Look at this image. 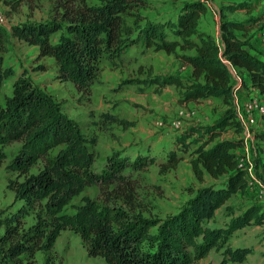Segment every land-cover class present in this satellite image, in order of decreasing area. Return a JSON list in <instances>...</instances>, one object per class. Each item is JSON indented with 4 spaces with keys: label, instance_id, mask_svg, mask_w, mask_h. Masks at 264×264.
Wrapping results in <instances>:
<instances>
[{
    "label": "trees",
    "instance_id": "obj_1",
    "mask_svg": "<svg viewBox=\"0 0 264 264\" xmlns=\"http://www.w3.org/2000/svg\"><path fill=\"white\" fill-rule=\"evenodd\" d=\"M11 2L16 9L21 0ZM146 2L56 0L58 10L51 18L13 23L11 31L0 26V95L7 76L4 52L10 38L38 47L40 59L54 61L56 78L72 82L80 90L95 82L102 59L115 61L133 46L174 54L190 66V79L166 74L151 76L144 82L157 90L179 88V100L184 103L220 98L228 105L216 121L187 127L178 137L182 150L190 152L198 180L204 181L206 175L225 180L194 189L178 212L163 219L145 216L137 181L125 172L131 158L111 155L105 169L95 172L87 143L96 144V139L85 137L53 97L22 73L13 84L12 94L0 105V165L6 158L3 147L20 141L21 147L7 167L14 174L8 187L15 201L22 202L14 212L0 211V264H35L36 253H50L66 229L81 236L89 256L102 257L108 264H197L234 231L264 223V206L253 203L232 218L226 228L207 224L229 199L249 189L247 170L237 153L245 141L238 111L232 107L236 93L232 68L242 75L245 86L254 87L264 96V60L252 53L250 45L263 15H253V0H234L225 5L220 12L219 43L201 28L208 0L184 1L176 18L164 20L143 14ZM237 10H245L248 18L235 19L226 12ZM39 68L45 69L46 65ZM101 120L124 129L136 124L110 112L102 113ZM230 129L235 136L226 135ZM255 138L264 153V129L258 130ZM192 144L196 146L191 150ZM60 146L54 156L49 155ZM134 157L135 166L158 163L161 172L176 169L183 160L175 149L162 159L150 152ZM42 160L44 164L32 172ZM93 184L100 185L103 203L83 196L81 204H70ZM70 206L75 210L72 213ZM29 216L33 217L31 224L26 221ZM251 251L250 247H237L226 253L232 261H241ZM45 264H53L51 255Z\"/></svg>",
    "mask_w": 264,
    "mask_h": 264
},
{
    "label": "rangeland",
    "instance_id": "obj_2",
    "mask_svg": "<svg viewBox=\"0 0 264 264\" xmlns=\"http://www.w3.org/2000/svg\"><path fill=\"white\" fill-rule=\"evenodd\" d=\"M55 1L21 0L20 5L13 9L8 3L11 0H0V12L7 16V24L3 27L11 31L13 23L51 18L58 10ZM146 1L141 12L150 18L164 20L176 18L181 4L191 0ZM232 1L234 0H208L209 7L207 13L201 17V28L211 30L213 35L216 34L217 22L220 23L221 20V9L226 7L225 5L232 4ZM253 3L256 5L253 15L264 17V0H254ZM226 12L229 17L235 19L248 18L245 10ZM263 29L264 20L256 26L250 41L252 53L262 60H264V41L261 39ZM6 47L4 66L7 68V76L1 89L0 105L5 103L6 96L12 94L13 84L18 76L25 73V77L30 78L33 83L53 97L65 114L76 122L85 137L89 140L96 139V144L87 143L88 151H91L92 155L91 167L95 172L101 173L105 169L107 159L111 155L122 154L123 157L131 158V162H128L131 164H127L125 172L137 181L138 198L146 209L145 216L163 219L178 212L193 195L194 189L204 185H218L225 180L223 178L215 180L208 175L205 176L204 181L198 180L191 167L190 152L182 150L178 137L187 127L216 121L228 105L220 98L184 103L179 100V88L166 86L157 90L155 85L144 82L151 76L166 74H177L186 80L190 79V67L174 54L155 51L152 48L146 49L141 45L133 46L115 61L102 59L95 82L88 89L80 90L74 83L62 82L56 78L54 61L50 58L40 59L38 47L28 45L16 38H10ZM41 64L46 65V68H39ZM232 75L233 84L237 89L232 107L238 111V98L246 97L250 87L245 86V80L236 69L232 70ZM104 112L133 120L136 124L124 129L115 123H105L101 120V114ZM257 128L255 133L258 131ZM263 129L264 127L261 128ZM226 135L235 136L234 130L230 129ZM246 145L247 150L238 152L240 162L247 171L249 169L255 171L256 174L253 176L262 183L264 190V182L260 174V166L264 167V156H261L258 147L260 144L249 137ZM195 146L192 144L190 149ZM20 147V141H11L3 147L6 158L0 165V211L8 209V212H14L22 205V202L15 201L14 192L8 187V180L14 174L7 167ZM60 148L61 146L52 149L49 155L54 156ZM172 149L183 156V160L174 170L161 172L158 163L145 167L134 164V155L138 153L150 152L157 155L158 159H162ZM43 164L44 160L34 166L32 172H36ZM83 196L97 199L100 203L104 202L99 184L86 186L70 204H81ZM117 201L120 203V199ZM253 203L264 206V195L260 196L251 189L238 192L207 224L210 227L226 228L232 218L241 214ZM69 211L72 213L75 210L70 206ZM26 221L27 224H31L33 217H27ZM152 231L155 232L156 228ZM237 247H250L252 251L244 260L232 261L226 251ZM48 255L53 257V264H108L102 257L89 256L81 236L70 229L62 231L50 253L38 251L35 264H45ZM263 263L264 223L249 224L234 231L232 235L221 239L216 247L197 262V264ZM25 264H28L27 261Z\"/></svg>",
    "mask_w": 264,
    "mask_h": 264
},
{
    "label": "built area",
    "instance_id": "obj_3",
    "mask_svg": "<svg viewBox=\"0 0 264 264\" xmlns=\"http://www.w3.org/2000/svg\"><path fill=\"white\" fill-rule=\"evenodd\" d=\"M6 24L7 16L0 12V26L3 27ZM261 34V39L264 41V29ZM238 101V118L242 123L243 132L246 138H252L257 127V130H261L264 127V96H261L257 89L251 86L247 91V96L238 98ZM241 166L244 167L243 163H241ZM249 172L250 169L246 174L248 188L263 196L264 190L262 183L257 178H254L253 175H251L252 177L249 176Z\"/></svg>",
    "mask_w": 264,
    "mask_h": 264
},
{
    "label": "crops",
    "instance_id": "obj_4",
    "mask_svg": "<svg viewBox=\"0 0 264 264\" xmlns=\"http://www.w3.org/2000/svg\"><path fill=\"white\" fill-rule=\"evenodd\" d=\"M254 1V0H253ZM218 24H217V27H216V34H214L216 37H218V38H216L215 36V38L217 39V41L219 42V43H221V39H220V23L219 22H217ZM203 30H205L206 32H209V33H211L212 35H213V32L211 31V30H208V29H204V28H202ZM188 67H190V66H188ZM238 79H239V77H238ZM249 87H250V85H249ZM244 89V88H243ZM241 137L242 138H244V139H246L245 140V144H244V147H243V149H239V150H237V153L238 152H240L241 150H247V145H246V143H247V138H246V135H245V133L244 132H242L241 133ZM255 141H257L256 140V138L255 137H252ZM261 156H264V153H262L261 154ZM264 158V157H263ZM262 169L264 170V167L262 168L261 166H260V174H261V178L263 179V181H264V171H262ZM249 174L250 175H254V174H256L255 173V171H253V169H250V172H249ZM255 176V175H254ZM245 228V227H244Z\"/></svg>",
    "mask_w": 264,
    "mask_h": 264
}]
</instances>
